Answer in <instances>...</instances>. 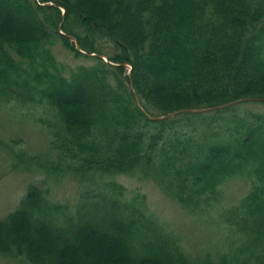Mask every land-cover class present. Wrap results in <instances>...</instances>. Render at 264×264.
<instances>
[{"label": "trees", "instance_id": "16d2710c", "mask_svg": "<svg viewBox=\"0 0 264 264\" xmlns=\"http://www.w3.org/2000/svg\"><path fill=\"white\" fill-rule=\"evenodd\" d=\"M58 40L89 61H62ZM252 97L264 98V0H0V101L27 107L54 153L22 159L78 183L73 206L30 183L0 218V255L193 264L144 195L117 177L151 179L186 211L205 213L223 182L242 176L250 189L224 212L235 239L199 264H264V110L241 107L264 101L145 114Z\"/></svg>", "mask_w": 264, "mask_h": 264}, {"label": "rangeland", "instance_id": "374dc122", "mask_svg": "<svg viewBox=\"0 0 264 264\" xmlns=\"http://www.w3.org/2000/svg\"><path fill=\"white\" fill-rule=\"evenodd\" d=\"M106 49L111 51L110 45ZM58 57L65 62L83 63L89 59L75 57L73 52L58 40L55 44ZM125 72H130L126 63ZM241 107L264 110V104L247 101ZM28 108L20 104L0 101V218L13 211L24 196L30 183L46 186L52 199L66 202L73 206L78 191L76 179L67 175L56 179L46 175L39 164H29L23 160L25 155H37L54 159L49 149V137L46 130L35 120V116L26 112ZM34 110L33 107H31ZM34 114H37V110ZM32 162H34L32 160ZM117 179L131 193L144 195L151 212L178 237L182 251L193 264L207 256L226 251L232 240L228 239L231 230L224 212L238 204L249 191L251 182L246 177L234 176L225 180L220 187L219 202L205 213L186 211L173 195L167 194L153 180L138 177L137 174H122ZM0 264H25L21 260L7 255H0Z\"/></svg>", "mask_w": 264, "mask_h": 264}, {"label": "water", "instance_id": "95a60500", "mask_svg": "<svg viewBox=\"0 0 264 264\" xmlns=\"http://www.w3.org/2000/svg\"><path fill=\"white\" fill-rule=\"evenodd\" d=\"M76 48L78 49V44L76 42ZM80 50V49H79ZM81 51V50H80ZM83 52V51H81ZM90 55H94V53H91ZM120 65H123L125 66L126 63L123 62L121 63ZM129 82H130V86H131V90L133 92V95H134V98H135V101H136V104L138 105V107L141 108V105H140V101H139V98L137 96V94L135 93V91L133 90V87H132V84H131V80H130V77H129ZM244 100H259V101H264V98H257V97H252V98H241V99H238V100H234V101H231V102H227V103H223V104H220V105H216V106H212V107H207V108H186V109H179V110H174V111H171L165 115H158V116H152L148 113L145 112V114L148 116V118H150L151 120H160V119H164V118H167L169 116H172L176 113H179V112H198V111H206V110H210V109H218V108H222V107H226V106H229L231 104H234V103H237V102H240V101H244Z\"/></svg>", "mask_w": 264, "mask_h": 264}]
</instances>
